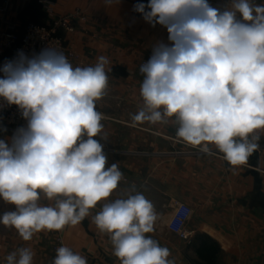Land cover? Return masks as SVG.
Instances as JSON below:
<instances>
[{
	"label": "clouds",
	"instance_id": "obj_1",
	"mask_svg": "<svg viewBox=\"0 0 264 264\" xmlns=\"http://www.w3.org/2000/svg\"><path fill=\"white\" fill-rule=\"evenodd\" d=\"M133 10L145 22L166 28L168 42L152 48L140 66L144 105L132 126L175 117L177 137L210 153L214 145L233 168L260 148L264 129V5L229 0L223 9L209 0H149ZM110 61L73 67L48 46L31 55L18 50L0 64V101L15 105L26 126L0 139V198L16 210L0 217L24 241L35 233L75 226L122 179L118 164L106 167L104 114L96 101L108 87ZM6 131V129H3ZM134 191V189H133ZM42 198L55 201L42 205ZM94 223L110 234L121 264H174L169 249L148 233L158 214L142 193L104 204ZM7 264H32L21 248ZM53 264H87L69 247L57 249Z\"/></svg>",
	"mask_w": 264,
	"mask_h": 264
},
{
	"label": "crops",
	"instance_id": "obj_2",
	"mask_svg": "<svg viewBox=\"0 0 264 264\" xmlns=\"http://www.w3.org/2000/svg\"><path fill=\"white\" fill-rule=\"evenodd\" d=\"M148 2L0 0V10L7 6L6 19L20 29L29 23L44 25L51 14L62 17L77 10L84 12L87 22L67 36L66 44L80 57L73 67L94 66L99 56L110 61L108 87L96 101L97 110L105 116L101 135L106 139L94 138L104 145L106 167L116 163L122 173L110 197L98 202L75 226L44 230L24 241L14 228L0 224V264H7L6 258L13 252L18 259L21 248L32 251V264H53L62 246L86 258L87 264H121L114 255L110 234L101 232L93 218L104 204L137 192L151 201L158 214L154 232L147 235L169 249L168 259L174 264H191L198 259L196 246L201 235L220 246L219 264H264V137L248 163L234 169L214 145L209 146L210 153H203L199 146L178 138L179 125L172 117L166 122L132 126L133 115L144 105L140 66L148 61L156 43L168 42L166 28L159 24L152 27L133 10L135 4ZM228 2L209 0L221 9ZM250 2L264 5V0ZM15 131L0 126V139H10ZM176 202L193 209L190 242L167 228ZM40 203L54 205L55 201L42 198ZM15 210V205L0 198V217Z\"/></svg>",
	"mask_w": 264,
	"mask_h": 264
},
{
	"label": "built area",
	"instance_id": "obj_3",
	"mask_svg": "<svg viewBox=\"0 0 264 264\" xmlns=\"http://www.w3.org/2000/svg\"><path fill=\"white\" fill-rule=\"evenodd\" d=\"M0 12V64L5 59L13 58L18 50H23L31 55L33 52L39 53L48 46L56 47L63 52L71 64L80 60L79 55L66 46V41L67 36L74 35L79 26L87 22L83 11L77 10L73 14L62 17L51 14V18L46 24L29 23L22 29L17 23L6 19L7 6L2 8ZM172 118L176 120L175 117ZM26 124L27 121L22 117L17 106H8L0 101L1 127L16 130L26 126ZM257 134L262 140L264 129L258 130ZM192 216L193 209L189 205L176 202L173 214L167 224L168 230L178 235L183 241L190 242L192 232L188 226Z\"/></svg>",
	"mask_w": 264,
	"mask_h": 264
},
{
	"label": "trees",
	"instance_id": "obj_4",
	"mask_svg": "<svg viewBox=\"0 0 264 264\" xmlns=\"http://www.w3.org/2000/svg\"><path fill=\"white\" fill-rule=\"evenodd\" d=\"M197 260H191V264H219L221 254L220 246L210 237L201 235L197 239Z\"/></svg>",
	"mask_w": 264,
	"mask_h": 264
},
{
	"label": "rangeland",
	"instance_id": "obj_5",
	"mask_svg": "<svg viewBox=\"0 0 264 264\" xmlns=\"http://www.w3.org/2000/svg\"><path fill=\"white\" fill-rule=\"evenodd\" d=\"M66 46H67V44H66ZM188 228H189V226H188Z\"/></svg>",
	"mask_w": 264,
	"mask_h": 264
}]
</instances>
